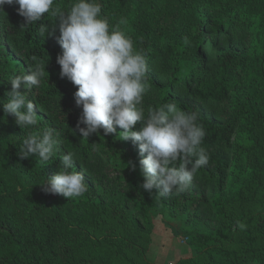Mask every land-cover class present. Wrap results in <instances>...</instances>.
<instances>
[{
  "label": "trees",
  "instance_id": "trees-1",
  "mask_svg": "<svg viewBox=\"0 0 264 264\" xmlns=\"http://www.w3.org/2000/svg\"><path fill=\"white\" fill-rule=\"evenodd\" d=\"M72 2L57 0V5L66 11ZM99 3L110 25L126 21L121 30L146 58L145 114L149 107L169 102L196 113L209 162L181 194L159 199L155 190L145 192L138 147L121 141V129L87 140L76 132L82 108L74 103L77 88L59 76L58 21L45 14L23 27L18 5H5L0 12V100L7 99L11 77L27 74L36 63L47 64L41 84L27 96L36 105L37 126L20 129L0 109V264H145L139 258L138 227L147 226V210L158 204L213 224L212 232L192 236L210 264H264V56L254 63L251 91L243 97L237 93L242 71L253 70L246 57L250 27L264 37V0ZM41 24L53 34L42 37ZM45 127L61 141L57 154L46 165L34 156L21 159L23 139ZM140 127L137 122L134 130ZM66 152L75 154L73 167L89 188L76 202L46 194L40 185L57 174L58 158ZM234 170L246 174L239 182L243 192L229 194ZM105 176L116 177L129 197H95L96 182ZM132 205L135 211H128Z\"/></svg>",
  "mask_w": 264,
  "mask_h": 264
},
{
  "label": "clouds",
  "instance_id": "clouds-1",
  "mask_svg": "<svg viewBox=\"0 0 264 264\" xmlns=\"http://www.w3.org/2000/svg\"><path fill=\"white\" fill-rule=\"evenodd\" d=\"M13 4L18 5L23 27L40 21L45 14L58 21L61 53L56 63L60 78L77 88L73 99L82 108L76 125L80 137L87 140L101 131L108 136L118 127L122 130L118 134L121 141H131L141 157L146 154L138 161L145 192L155 190V197L163 199L187 191L197 171L209 162L207 150L202 147L205 131L197 123L196 113L180 109L175 102L149 107L145 114L146 58L121 30L120 25L126 21L110 25L109 18L101 14L99 0H73L66 11L57 0H0V12L5 5ZM39 32L42 37L53 34L42 24ZM46 64L36 63L27 74L24 71L11 77L7 99L0 100L4 116L14 117L20 129L38 125L36 105L27 96L41 84ZM21 88L25 91H19ZM137 122L141 124L139 131L134 130ZM60 143L55 130L45 127L23 139L18 155L21 159L34 156L46 165L57 154ZM74 156L73 152L59 156L57 174L40 184L43 192L67 200L88 192L83 175L73 167ZM130 166L136 170V164L130 162ZM238 227L243 229L245 225Z\"/></svg>",
  "mask_w": 264,
  "mask_h": 264
},
{
  "label": "rangeland",
  "instance_id": "rangeland-1",
  "mask_svg": "<svg viewBox=\"0 0 264 264\" xmlns=\"http://www.w3.org/2000/svg\"><path fill=\"white\" fill-rule=\"evenodd\" d=\"M208 14L209 13H205V15ZM253 27L254 26L250 27L252 31L251 46L246 54L247 59L253 62L251 63L252 68L254 63L258 65L259 60L264 56V37ZM259 67H263V65H259ZM254 71V68L253 70L246 68L242 71L241 84L237 88V93H239L240 96L243 97L251 91L250 83L255 79ZM245 175L243 171L233 172L228 187L229 194L238 189L240 192H243V186L239 184V182L244 179ZM236 179H239V181L235 186L234 183ZM96 183L97 187L94 192L97 198L107 201V199H115L117 195H121L124 198L129 197L125 195L122 184L117 181L116 177L105 176L98 179ZM77 200L78 198L68 199L70 202H76ZM133 203H137V200L134 199ZM115 204L117 203L113 205ZM133 209H135L134 205L129 207L128 211H135ZM246 212L248 211L246 210ZM119 213L120 212L117 211V214ZM249 216L250 215L247 213L244 221H246ZM146 218L147 226L143 227L139 225L138 227L140 233L139 239L141 242L139 258L143 263L180 264L184 261H191L194 259L195 264H210L208 257L199 253L192 244V236L196 233L208 234L212 232L214 230L213 224L205 223L191 215H180L174 209L163 204H158L147 210ZM243 224H245V222ZM215 264H217L216 261Z\"/></svg>",
  "mask_w": 264,
  "mask_h": 264
}]
</instances>
